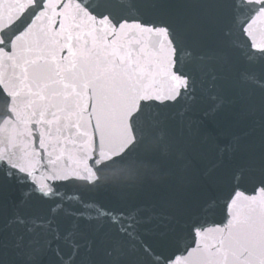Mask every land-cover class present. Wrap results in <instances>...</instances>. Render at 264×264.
Masks as SVG:
<instances>
[{"label":"snow or ice","instance_id":"1","mask_svg":"<svg viewBox=\"0 0 264 264\" xmlns=\"http://www.w3.org/2000/svg\"><path fill=\"white\" fill-rule=\"evenodd\" d=\"M0 133V188L21 193L0 197V264H264V0H0ZM69 144L84 173L48 159L38 182ZM146 178L159 212L57 183Z\"/></svg>","mask_w":264,"mask_h":264},{"label":"water","instance_id":"2","mask_svg":"<svg viewBox=\"0 0 264 264\" xmlns=\"http://www.w3.org/2000/svg\"><path fill=\"white\" fill-rule=\"evenodd\" d=\"M182 3V0H177V4L179 5ZM201 88V84L199 79L197 80V89ZM181 110V105L177 104L173 108L166 109L167 112H179ZM0 138H2V133H0ZM0 147H3V144H0ZM68 152H63L58 149L55 153L52 154L51 157H44L40 160V164H37V172H36V179L38 182H47L52 183L50 180H46L48 176V172L44 170L40 165L44 164L47 167H52L53 165L47 164L48 159H52L55 161V167L63 169L64 166L67 164L69 167L65 170L69 171L70 173L75 171L81 174L85 171V163L81 162L82 153L78 152L73 148L71 144L68 145ZM71 155L72 159L69 161L67 157ZM57 157H60L57 159ZM36 158L33 154H30L24 157L25 161H34ZM88 165H91V161H86ZM99 175V174H98ZM222 180L225 186V189L230 187L231 185L239 184L241 190L246 191L248 194H252L254 190V184L252 181L246 176L241 178L238 174L233 177L230 173H222ZM59 185V191L65 194L68 197L72 198V203L76 202L78 197H82L88 199L90 197H95V199L99 202H110L114 200H123L129 206H143L146 209H151L152 211L159 212L161 208L159 207V201L167 195V190L163 187L155 186L151 182V178H146L143 187L141 188H130L121 186L118 189H114L113 187H105L101 188L97 191L88 192L84 191L81 186L87 185L88 182L86 180H69L63 182H57ZM103 184H108V181H101ZM89 187H91L89 185ZM21 193L14 183H10L8 181L3 182V187L0 188V197H3L8 202H15L19 199ZM223 195H227V191L225 190ZM199 198L198 206L193 208L194 211L200 213L204 218L208 221L209 224L212 222H219L221 220V215L219 211L208 212L206 215L200 212V209L203 208V201L205 197L198 191L193 190L190 200L195 202ZM220 203H223V197H221ZM157 205L155 209L152 208L153 205ZM149 213L146 211L143 215L147 216ZM159 221L157 219H153L150 222H146L141 225V229L145 230L146 238L150 241H156L161 239L159 236V231L163 230L162 228H157V224ZM107 227V225H106Z\"/></svg>","mask_w":264,"mask_h":264}]
</instances>
